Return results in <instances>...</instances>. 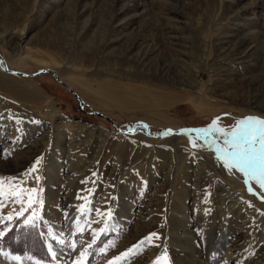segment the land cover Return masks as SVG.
Masks as SVG:
<instances>
[{
    "label": "rangeland",
    "instance_id": "1",
    "mask_svg": "<svg viewBox=\"0 0 264 264\" xmlns=\"http://www.w3.org/2000/svg\"><path fill=\"white\" fill-rule=\"evenodd\" d=\"M0 58V264H264V190L191 131L264 119V0H0Z\"/></svg>",
    "mask_w": 264,
    "mask_h": 264
},
{
    "label": "snow or ice",
    "instance_id": "2",
    "mask_svg": "<svg viewBox=\"0 0 264 264\" xmlns=\"http://www.w3.org/2000/svg\"><path fill=\"white\" fill-rule=\"evenodd\" d=\"M217 120H213L211 125L207 128L191 130L195 132V138L197 140H203L206 143L216 144V141L212 139L213 135L223 137V146H216V155L218 160H222L226 169H235L245 177V184L254 180L261 190H264V119H260L254 116L246 117L236 122L235 126L230 130H226L217 126ZM170 133H164L169 135ZM187 134V133H185ZM193 143V141H190ZM40 164V159H37L30 169V173L37 171V167ZM29 173V174H30ZM15 178H9L7 195L13 199V202H20L22 207L20 211L16 212V218H23L25 226L31 225L33 228L37 226V222L40 221V216L35 210L34 205L37 203L35 194L36 188H23L13 185ZM37 182L40 177H35ZM251 192V189H249ZM6 195V189L4 181L0 180V207L3 206V197ZM27 196V201L23 199ZM32 210L29 215H25L28 210ZM13 219L12 214L7 217H0V222ZM10 229L8 224H4L0 228V238L5 236V233ZM158 238L156 233H151L145 238V241L151 243L153 238ZM50 238L56 243L63 244V239H58L55 235H51ZM145 241H141L144 243ZM73 250L75 246L72 245ZM91 247V245H89ZM132 252L129 249L128 252L122 253L121 256L116 257V261L127 257ZM48 253L53 259L57 258V254L51 245L48 246ZM83 253H81V259L76 261V264H84ZM40 264V262H36ZM109 264H114L113 261H109ZM158 264H168L167 253L162 258H158Z\"/></svg>",
    "mask_w": 264,
    "mask_h": 264
},
{
    "label": "bare ground",
    "instance_id": "3",
    "mask_svg": "<svg viewBox=\"0 0 264 264\" xmlns=\"http://www.w3.org/2000/svg\"><path fill=\"white\" fill-rule=\"evenodd\" d=\"M173 9H176V7H173ZM138 16V15H137ZM134 17V16H133ZM107 26V25H106ZM115 29H123L124 27V22H120V23H117L114 25ZM105 31H107V29H105V27L103 26V22L101 23H98V26H97V29H96V36L97 35H104L105 34ZM94 32V31H93ZM86 36V35H85ZM84 36L85 40H86V37ZM123 37V36H122ZM111 40V41H110ZM108 41V44L109 42H115L117 41L116 40V36L112 39H110ZM119 40V39H118ZM85 43V42H84ZM157 48V47H156ZM126 51V50H125ZM132 57V56H131ZM166 58V57H165ZM156 58L154 57V52L153 51H145L141 54H139L138 51H136L134 54H133V60L135 63L137 64H142L144 67L146 65H150V68H152V76H157L158 74H162L166 77H168L170 80H172L173 83H175L176 85H185V84H188V82H185L183 80L182 77H180L179 73L177 70H175V65L174 63L171 61V60H164V62L162 61V64H159L156 60ZM148 65V66H149ZM165 77V78H166ZM163 78V77H161ZM165 81V80H164ZM1 82V81H0ZM250 83H253V82H249L248 84ZM189 86V85H188ZM8 87V86H7ZM183 87V86H182ZM24 94V93H23ZM27 95V94H26ZM24 95V98L25 96ZM21 96V95H20ZM23 96V95H22ZM223 95H219L218 97H222ZM27 97V96H26ZM224 98V97H222ZM225 103V102H224Z\"/></svg>",
    "mask_w": 264,
    "mask_h": 264
},
{
    "label": "water",
    "instance_id": "4",
    "mask_svg": "<svg viewBox=\"0 0 264 264\" xmlns=\"http://www.w3.org/2000/svg\"><path fill=\"white\" fill-rule=\"evenodd\" d=\"M1 59V58H0ZM2 60V59H1ZM42 72H44V70L42 69V70H40L38 73H36V74H40V73H42ZM19 74H21V75H24L23 73H19ZM76 98L78 99V101H79V105H81V101H80V99H79V97H77L76 96ZM92 114H98L97 112H91ZM181 133H183L182 131H181ZM218 144H220V142H217Z\"/></svg>",
    "mask_w": 264,
    "mask_h": 264
}]
</instances>
